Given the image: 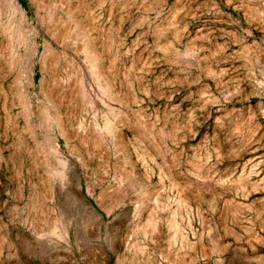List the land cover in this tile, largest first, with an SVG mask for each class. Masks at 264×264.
Instances as JSON below:
<instances>
[{"label": "rangeland", "instance_id": "obj_1", "mask_svg": "<svg viewBox=\"0 0 264 264\" xmlns=\"http://www.w3.org/2000/svg\"><path fill=\"white\" fill-rule=\"evenodd\" d=\"M0 264H264V0H0Z\"/></svg>", "mask_w": 264, "mask_h": 264}]
</instances>
